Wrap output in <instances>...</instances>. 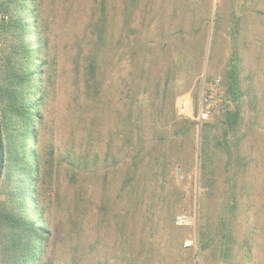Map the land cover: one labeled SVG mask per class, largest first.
Here are the masks:
<instances>
[{"label":"rangeland","instance_id":"obj_1","mask_svg":"<svg viewBox=\"0 0 264 264\" xmlns=\"http://www.w3.org/2000/svg\"><path fill=\"white\" fill-rule=\"evenodd\" d=\"M34 1L47 261L264 264V0ZM234 49L242 96L228 132ZM215 80L219 112L198 127Z\"/></svg>","mask_w":264,"mask_h":264},{"label":"trees","instance_id":"obj_2","mask_svg":"<svg viewBox=\"0 0 264 264\" xmlns=\"http://www.w3.org/2000/svg\"><path fill=\"white\" fill-rule=\"evenodd\" d=\"M34 2L0 0V132L5 196L0 203L2 264H51L45 246L50 231L45 210L36 199L41 171L36 126L43 118L45 43L37 31ZM238 64L234 49L224 78L226 97L235 105L227 119L228 132L238 126L240 116Z\"/></svg>","mask_w":264,"mask_h":264},{"label":"built area","instance_id":"obj_3","mask_svg":"<svg viewBox=\"0 0 264 264\" xmlns=\"http://www.w3.org/2000/svg\"><path fill=\"white\" fill-rule=\"evenodd\" d=\"M219 80H215L208 91H201L195 115H192V119L195 121L198 127H201L212 115L217 114L219 111L216 109L213 101V95L216 93V89L219 87ZM205 89V86L204 88ZM191 109V101L189 97L183 98L178 104V112L180 115L185 116ZM175 223L177 225L189 224L187 217L179 215L175 217Z\"/></svg>","mask_w":264,"mask_h":264},{"label":"water","instance_id":"obj_4","mask_svg":"<svg viewBox=\"0 0 264 264\" xmlns=\"http://www.w3.org/2000/svg\"><path fill=\"white\" fill-rule=\"evenodd\" d=\"M3 170H4V150L2 145V135L0 132V179L3 175Z\"/></svg>","mask_w":264,"mask_h":264},{"label":"crops","instance_id":"obj_5","mask_svg":"<svg viewBox=\"0 0 264 264\" xmlns=\"http://www.w3.org/2000/svg\"><path fill=\"white\" fill-rule=\"evenodd\" d=\"M0 21H1V15H0ZM0 264H2V263H1V259H0Z\"/></svg>","mask_w":264,"mask_h":264}]
</instances>
